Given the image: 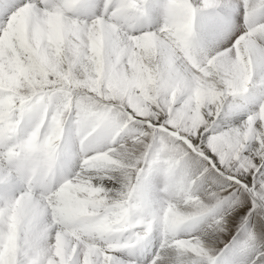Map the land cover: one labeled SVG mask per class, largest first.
<instances>
[{
    "label": "clouds",
    "instance_id": "clouds-1",
    "mask_svg": "<svg viewBox=\"0 0 264 264\" xmlns=\"http://www.w3.org/2000/svg\"><path fill=\"white\" fill-rule=\"evenodd\" d=\"M23 7L0 19V264H257L264 0ZM189 137L251 189L221 206Z\"/></svg>",
    "mask_w": 264,
    "mask_h": 264
},
{
    "label": "snow or ice",
    "instance_id": "snow-or-ice-1",
    "mask_svg": "<svg viewBox=\"0 0 264 264\" xmlns=\"http://www.w3.org/2000/svg\"><path fill=\"white\" fill-rule=\"evenodd\" d=\"M26 2L27 0H0V19L9 22L15 21L17 18H23L26 21L27 10L23 7ZM144 3L146 7L157 6V0H144ZM214 5L215 0H206V7L212 8ZM82 8L86 12L92 10L94 8V0H82ZM173 123L174 121H170L168 126L170 127ZM218 127L219 125H213L206 132L201 128L200 133H203L204 140L207 141L209 137L213 136ZM197 135L199 136V133ZM180 143L183 145L186 155L190 158L188 160L189 164L199 161L202 165L201 171L203 175L222 178L227 191L225 192V199L221 201V206L231 201V197L227 193L233 189H242L244 191L251 189L253 184V177L251 175L245 180L244 177L237 176L233 178L223 172V169L220 168V160L217 156L213 155V151H215L214 147L212 150L205 149L200 146L201 141L199 139H193L192 137L188 138L187 143L181 138ZM256 175L259 180H264V168H261ZM251 209H253V204L250 202L241 211H247L249 215H252L253 213L250 212ZM257 264H264V255L259 257Z\"/></svg>",
    "mask_w": 264,
    "mask_h": 264
},
{
    "label": "rangeland",
    "instance_id": "rangeland-1",
    "mask_svg": "<svg viewBox=\"0 0 264 264\" xmlns=\"http://www.w3.org/2000/svg\"><path fill=\"white\" fill-rule=\"evenodd\" d=\"M243 215H247V211H239L236 214L233 215V217H231V221L233 224L237 223L239 221V219L243 216ZM231 235H229L228 237L225 238V241L230 237ZM223 244H220L219 247H222Z\"/></svg>",
    "mask_w": 264,
    "mask_h": 264
}]
</instances>
